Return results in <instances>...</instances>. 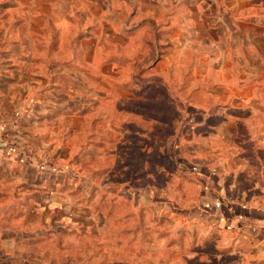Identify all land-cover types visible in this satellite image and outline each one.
I'll use <instances>...</instances> for the list:
<instances>
[{"label":"crops","instance_id":"obj_1","mask_svg":"<svg viewBox=\"0 0 264 264\" xmlns=\"http://www.w3.org/2000/svg\"><path fill=\"white\" fill-rule=\"evenodd\" d=\"M182 45H207L206 60L221 63L230 52L222 46H236L239 59L253 53L264 68V0H0V179L4 171L35 180V153L47 151L52 158L46 167L52 178L36 184L40 190L21 189L11 179L17 201L31 207L49 194L65 209L87 181L92 158H115L111 167L118 165L120 136L134 123L120 116L119 95L137 86H127L124 78L135 76L131 68L143 64L146 46L154 51L152 58L146 52L150 75L163 56L175 59L169 48L181 53ZM193 52L192 69L199 56L198 49ZM244 66L240 83H255L256 95L213 102L211 108L212 102L188 100L193 116L204 117L177 142L179 155L189 154L196 168L190 181L197 190L193 216L253 243L255 259H264V79L247 80L259 77ZM213 70L224 74L223 68ZM166 76L180 91L178 72L149 77L154 82L146 86L163 89ZM201 126L208 130L201 132ZM199 138L217 142L216 149L199 148ZM108 142L110 148L103 146Z\"/></svg>","mask_w":264,"mask_h":264},{"label":"rangeland","instance_id":"obj_2","mask_svg":"<svg viewBox=\"0 0 264 264\" xmlns=\"http://www.w3.org/2000/svg\"><path fill=\"white\" fill-rule=\"evenodd\" d=\"M208 47L182 45V52L176 54L169 48L175 59L163 56L151 76L146 75V52L152 58L154 51L145 47L143 64L135 69L131 66L135 76L127 74L124 78L127 86L133 81L137 86L119 95L120 116L131 117L134 123L120 136L118 165L111 167L115 158H92L87 173H83L87 181H81L72 206L59 208L49 194L39 195L36 205L26 206L24 201H17L9 185L13 179L21 189L40 190V185L52 178L46 169L52 159L47 151L35 153L40 169L35 180L34 175L11 178L2 172L0 264H254L264 260L255 259L253 253L258 248L253 243L193 216L198 209L191 205V197L197 190L190 181L196 168L189 154L179 155L177 141L179 136L189 135L191 123L204 115L194 117L196 110L188 100L212 102L210 108L213 102L230 103L237 96L250 100L256 95L251 88L257 86L250 79H264V68L258 66L253 53L247 54L246 64L233 50L236 46H222L230 52L221 63L214 58L206 60ZM194 49L199 51L196 70L191 67L192 61L196 64ZM244 64L248 75L259 77L247 78V88L240 83ZM216 66L223 68L224 74L216 75ZM169 72L182 74L180 91L173 90L170 76L164 78V90L160 84L146 86L154 82L149 77ZM194 83L198 90L191 93ZM200 129L205 132L208 126ZM199 140L204 151L216 149L217 142ZM110 145L103 144L107 148ZM184 146L188 145L183 143L181 149ZM185 151L193 152L189 147ZM67 212L70 216H60Z\"/></svg>","mask_w":264,"mask_h":264}]
</instances>
